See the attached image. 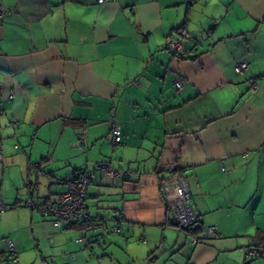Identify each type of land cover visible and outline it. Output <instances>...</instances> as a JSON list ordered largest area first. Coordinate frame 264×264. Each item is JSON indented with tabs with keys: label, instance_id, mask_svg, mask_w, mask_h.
Listing matches in <instances>:
<instances>
[{
	"label": "crops",
	"instance_id": "0c3cea01",
	"mask_svg": "<svg viewBox=\"0 0 264 264\" xmlns=\"http://www.w3.org/2000/svg\"><path fill=\"white\" fill-rule=\"evenodd\" d=\"M0 3V162L15 191L0 200L28 214L16 264H264V0ZM102 160L128 174L89 184L97 227L81 246L78 226L26 203L56 202ZM176 176L200 224L190 232L164 190Z\"/></svg>",
	"mask_w": 264,
	"mask_h": 264
},
{
	"label": "built area",
	"instance_id": "2783aa9c",
	"mask_svg": "<svg viewBox=\"0 0 264 264\" xmlns=\"http://www.w3.org/2000/svg\"><path fill=\"white\" fill-rule=\"evenodd\" d=\"M109 0H97L102 4ZM5 14V10L0 3V18ZM211 32H208L210 34ZM168 44L172 50L179 52L181 48L180 41L168 40ZM248 68V62L245 59L239 60L234 65V71L237 74H243ZM247 85L251 91L256 90L255 78H249ZM177 89L182 88L183 81L178 79L175 82ZM12 97V94L9 95ZM85 141V131L81 129L77 135V142L82 144ZM122 134L119 124L116 123L114 116H111V128L109 132V142L112 147L121 144ZM97 172H100L108 180H113L120 176H127V171H122L111 166L110 161L102 160L96 162L93 168L77 170L70 178L65 181L66 189L59 194L56 202L44 201L36 204L35 202H27L29 207H37L42 215L50 217L52 225L57 228H63L70 225H76L79 228V235L74 240L81 246L89 245V234L94 233L97 227L95 215L88 209L85 200L87 196V188L89 184L96 178ZM170 186L173 192L170 191ZM164 190L169 203L176 212V226L179 230H184L196 223V215L193 208L187 203L188 192L187 182L184 178L178 176L170 178L164 183ZM5 210V204L0 200V214ZM112 232L119 233L118 226L112 227ZM207 233L213 234L215 228L210 226L206 229ZM196 238H191V242H196ZM6 248L10 257V263L16 264L18 260V250L16 244L12 240L6 241ZM258 254L256 247H247L245 256L253 258Z\"/></svg>",
	"mask_w": 264,
	"mask_h": 264
},
{
	"label": "rangeland",
	"instance_id": "374dc122",
	"mask_svg": "<svg viewBox=\"0 0 264 264\" xmlns=\"http://www.w3.org/2000/svg\"><path fill=\"white\" fill-rule=\"evenodd\" d=\"M2 163L0 162V198H4V201L6 199V196H12L15 191H12L10 187H8L5 183L3 184V177H6L7 175L2 173ZM3 185V186H2ZM7 204V210L2 213L0 216V248L3 250V255L0 254V264H11L10 263V257L7 252L6 248V241L12 240L17 243H19V239L22 238L26 234V226L28 223V214L24 210L26 207H22L20 205H17L16 203H13L12 205H8L7 201L5 202ZM121 235V234H119ZM112 236H118V235H112ZM17 247V245H16ZM18 249V247H17ZM35 252V251H34ZM90 258H88V262L92 261ZM84 262L83 260L81 261ZM79 262V264H81ZM94 262V261H93ZM43 263V262H42ZM40 262V257H38L35 261H33V258H28L27 261L24 264H42ZM18 264H22L19 263ZM44 264V263H43Z\"/></svg>",
	"mask_w": 264,
	"mask_h": 264
},
{
	"label": "trees",
	"instance_id": "16d2710c",
	"mask_svg": "<svg viewBox=\"0 0 264 264\" xmlns=\"http://www.w3.org/2000/svg\"><path fill=\"white\" fill-rule=\"evenodd\" d=\"M187 2H188V4H189V6H190V4L193 3V0H187ZM75 172H76V171H75ZM183 231L190 232V227L184 229ZM256 247H258V243H256Z\"/></svg>",
	"mask_w": 264,
	"mask_h": 264
},
{
	"label": "water",
	"instance_id": "95a60500",
	"mask_svg": "<svg viewBox=\"0 0 264 264\" xmlns=\"http://www.w3.org/2000/svg\"><path fill=\"white\" fill-rule=\"evenodd\" d=\"M199 227H200V224L195 223L194 225H192V226L190 227V229H191V230H196V229L199 228Z\"/></svg>",
	"mask_w": 264,
	"mask_h": 264
}]
</instances>
